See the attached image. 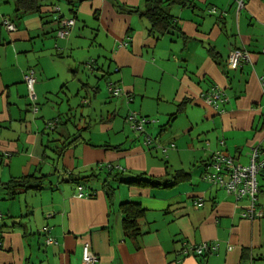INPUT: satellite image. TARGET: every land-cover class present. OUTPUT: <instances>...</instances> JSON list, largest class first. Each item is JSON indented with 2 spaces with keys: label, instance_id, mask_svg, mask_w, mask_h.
Masks as SVG:
<instances>
[{
  "label": "crops",
  "instance_id": "obj_1",
  "mask_svg": "<svg viewBox=\"0 0 264 264\" xmlns=\"http://www.w3.org/2000/svg\"><path fill=\"white\" fill-rule=\"evenodd\" d=\"M9 1L12 13L0 6V264H83L87 241L97 264H264V171L254 218L243 216L247 198L206 178L216 151L241 165L254 147L264 156V0L241 8L236 0L169 1L176 28L161 37L142 14L149 0H84L75 5L68 38L56 34L49 13L56 3L74 16L65 0L21 15ZM129 6L138 12L121 10ZM92 39L109 57L94 59V72L103 73L94 80L63 62L76 48L90 51ZM234 47L250 53L239 69L226 65ZM30 68L45 105L36 112L24 80ZM106 76L119 95L103 89ZM213 88L218 106L205 98ZM131 111L155 117L147 128L152 144L130 128ZM51 119L59 121L55 131ZM108 168L163 185L117 181L109 197ZM93 173L85 182L93 195L78 196L70 175ZM30 174L44 176V187L11 198L4 183ZM124 202L143 210L137 235L126 233ZM204 243L217 250L206 257L184 252Z\"/></svg>",
  "mask_w": 264,
  "mask_h": 264
},
{
  "label": "built area",
  "instance_id": "obj_2",
  "mask_svg": "<svg viewBox=\"0 0 264 264\" xmlns=\"http://www.w3.org/2000/svg\"><path fill=\"white\" fill-rule=\"evenodd\" d=\"M239 4V8L244 6L245 0H236ZM59 10V8H58ZM3 24L8 31H14L17 26L15 21L10 17H5ZM63 27L58 30V34L61 37H65L69 34L70 29L75 25V20L72 18L62 19ZM264 53V46L262 48ZM250 59V53L248 50L242 47H234L226 61L227 67L231 69H238L243 62ZM24 80L28 87L29 96L33 99L37 98L35 93L36 85V75L33 69H29L24 74ZM109 89L114 95L120 94V88L116 84L110 83ZM206 101L212 105L218 106L219 100L221 99L220 91L213 88L205 96ZM34 111H38L37 106H33ZM57 119L50 121L49 126L52 128L56 127ZM127 121L131 123V127L136 131H141L144 129V125L149 122L147 118L139 115L138 112H131ZM153 138L151 135H146V144L150 145L153 143ZM250 163L247 165H241L235 163L233 157L226 155L221 151H216L211 159L210 167L212 172L209 173L206 178L214 184L223 187L228 193L234 194L238 199L247 198L250 202V206L245 210L243 216H248L254 218L258 211L256 209V203L258 200V195L260 192L258 184V175L264 171V156H261V149L259 147L252 148L250 152ZM78 196L88 197L89 194L82 186L79 187ZM0 218H2V213L0 212ZM45 232L49 231V228L44 229ZM52 238L47 237V243H51ZM217 249L216 244H200L197 246H192L186 249L185 253H192L196 255H203L208 252L215 251ZM98 255L92 250V245L90 242H85L83 245V264H97Z\"/></svg>",
  "mask_w": 264,
  "mask_h": 264
},
{
  "label": "trees",
  "instance_id": "obj_3",
  "mask_svg": "<svg viewBox=\"0 0 264 264\" xmlns=\"http://www.w3.org/2000/svg\"><path fill=\"white\" fill-rule=\"evenodd\" d=\"M45 1L46 0H14L15 12L18 15L26 14L29 12H40ZM55 1L58 2L61 0H55ZM65 1L70 5V11L72 13H74V16H72L71 18L74 19L75 23H76L75 18H76L77 10H76L75 5L77 3L84 1V0H65ZM113 1L115 3H117L116 0H113ZM171 1L176 2L177 0H166V1H164V0H149L148 4L146 6V10L144 11V13H142L149 19L150 27L148 29H149V32L151 34H153L155 37H161L167 33H170L172 31V29L176 28L175 21H174L175 19H173L174 17L168 12V8H167L168 4L171 3ZM58 8H59V10H58ZM121 10H127L128 12H138V8L132 7V6L123 7ZM49 13L54 17V20L56 21V24L58 26V29H57V32H58V30L63 27L62 19L66 18V16L62 12L59 4H56V3L54 5H52L51 11ZM67 18H69V17H67ZM16 26H17V24H16ZM211 52H212L213 57L218 61L219 64H221L217 58V53L214 50H212ZM112 95H114V94H112ZM139 115L142 117H145V118L148 117V116L142 115L140 112H139ZM58 123H59V121H57V124ZM128 123L131 127V123L130 122H128ZM56 128H57V126L53 128V131H55ZM132 130H134V129L132 128ZM134 131L137 132L136 130H134ZM139 132L144 133L145 135L148 134L147 131L145 130V125H144V129L139 131ZM151 137H152V135H151ZM78 138H79V136L76 137V139H78ZM76 139H74V140H76ZM108 170L109 171L107 172L106 176L104 177L103 186H104V189H106L107 195L109 197H111L113 195L114 191L116 190V186L114 183L117 181H121V182L129 184V185H135V186H141V187H148V186L159 187V186L163 185L162 182L158 179L148 180V179L141 178V176H137V178H135V179H124V174L122 171H119L117 173L112 174V172H111L112 168H108ZM94 176H95V173H93L90 176L88 175V176H84V177L75 178V176H73V174H71L70 179L78 181V184H79L78 191H79L80 186H82L84 188V190H86V187H85L86 183L85 182L90 181L92 178H94ZM44 182H45L44 176H37L35 174H30L27 176H23L21 178L11 179L4 184L8 190L9 196L11 198H14L16 195H18L19 193L26 191V190H30V189L40 190V189H42L44 187ZM165 186H169V185H164V187ZM221 188H223V187H221ZM88 194H89V196L93 195V193L90 191L88 192ZM122 210L124 212V226L126 229V233H128L130 235L139 234L140 233V227H139L137 220H138L140 213L143 210L138 206V204L131 203V202L122 203ZM208 253L203 254L201 256L206 257ZM196 256H200V255H196Z\"/></svg>",
  "mask_w": 264,
  "mask_h": 264
},
{
  "label": "rangeland",
  "instance_id": "obj_4",
  "mask_svg": "<svg viewBox=\"0 0 264 264\" xmlns=\"http://www.w3.org/2000/svg\"><path fill=\"white\" fill-rule=\"evenodd\" d=\"M63 3H65L64 1H63ZM64 5H66L67 7L69 6V5H67L66 3L64 4ZM0 6H4V7H7V8H9V12H13V3L11 2V1H9V2H7L6 3V0H0ZM68 12H66V14H67ZM67 17H72V16H69V15H67ZM80 23V22H79ZM71 33V32H70ZM69 33V34H70ZM56 34H57V31H56ZM65 37H67L68 38V35L67 36H65ZM92 41V43H93V39L92 40H89L88 41V49L90 50V51H88L87 50V53H84V51L83 50H80L79 51V49H75V53H74V55L72 56V54H70L69 53V55L68 54H65V59H64V61L63 60H61V61H63L64 63H66L65 61H68V63H71V64H76V66L79 68V72H80V75H83V78H85V79H87L88 77L90 78H92L93 80H94V78H93V76H97V77H103V73L101 72V71H97L96 72V70H95V72H94V69L96 68L95 67V64L93 63V61H94V59H97L98 60V56H101L102 57V59L104 60L103 62H105L106 60H108L109 59V57H108V53H106V51H105V49H102V53H98V51L100 52V48L99 49H97L98 51H95V49L96 48H94L95 47V45L94 44H90L89 42H91ZM30 69H32V68H30ZM29 70V69H28ZM27 70V71H28ZM34 70V69H33ZM26 71V72H27ZM35 71V70H34ZM35 75H36V71H35ZM93 75V76H92ZM82 77V76H81ZM96 77V78H97ZM107 78V76L106 77H104V80H103V82H102V87H103V89H108L107 90V92L109 93V96H114V95H112V93H111V91H110V89H109V85H108V83L111 81V80H109V81H106V80H108V79H106ZM77 82V81H76ZM26 84V83H25ZM28 96H29V91H28ZM30 97V96H29ZM111 98V97H110ZM29 103H30V106H31V109L33 108V106H37L38 107V109H40V108H43L45 105H42L41 103H40V101L38 100V98H35V99H33V98H29ZM33 110V109H32ZM132 112V111H131ZM130 112V113H131ZM137 112H139V111H137ZM54 119H51L50 121H53ZM147 121H149L148 123H146L145 124V130L147 131V128H149L150 126H152L153 124H154V121H155V117H153V115H149V117H147ZM130 126V125H129ZM49 128L50 129H52V127L51 126H49ZM131 128V127H130ZM132 129V128H131ZM133 131V130H132ZM133 132H135V131H133ZM135 133H138V134H140V135H143L144 133H141V132H139V131H137V132H135ZM149 135H151L149 132H147ZM143 136H145V139H146V135L144 134Z\"/></svg>",
  "mask_w": 264,
  "mask_h": 264
}]
</instances>
